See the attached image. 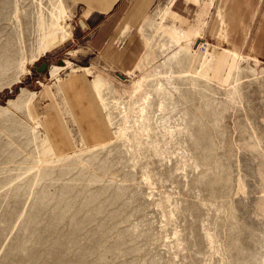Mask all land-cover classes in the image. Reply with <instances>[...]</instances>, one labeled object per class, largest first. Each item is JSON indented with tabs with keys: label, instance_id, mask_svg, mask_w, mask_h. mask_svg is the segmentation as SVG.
<instances>
[{
	"label": "rangeland",
	"instance_id": "1",
	"mask_svg": "<svg viewBox=\"0 0 264 264\" xmlns=\"http://www.w3.org/2000/svg\"><path fill=\"white\" fill-rule=\"evenodd\" d=\"M215 2L153 0L120 68L86 3L0 0V264H264L260 15Z\"/></svg>",
	"mask_w": 264,
	"mask_h": 264
},
{
	"label": "crops",
	"instance_id": "2",
	"mask_svg": "<svg viewBox=\"0 0 264 264\" xmlns=\"http://www.w3.org/2000/svg\"><path fill=\"white\" fill-rule=\"evenodd\" d=\"M86 3L88 7V16H98L101 18L93 27L92 36L89 40L90 46L103 51L106 57H110L114 64H120L124 68L127 59L131 56L130 51L126 53L115 50V42L118 37L122 36L127 30L131 31L138 27L146 16L148 10L152 7L153 0H78ZM259 13L260 19L257 26L256 40L261 46H264V0H216L214 5L213 25L221 32H233V29H239L245 26L253 17ZM244 31V30H243ZM134 38V37H133ZM120 39V38H119ZM136 43H128L126 47L133 49ZM104 49V50H103ZM85 75H87L85 73ZM80 78L75 77L67 84L72 86V100L76 106L83 107L84 92L83 88L79 89ZM93 90L92 83H90ZM87 104V103H86ZM81 117L87 118V113L83 108L80 113ZM90 136L99 128H91L89 123L86 124ZM101 135V134H100ZM98 138V137H97Z\"/></svg>",
	"mask_w": 264,
	"mask_h": 264
}]
</instances>
